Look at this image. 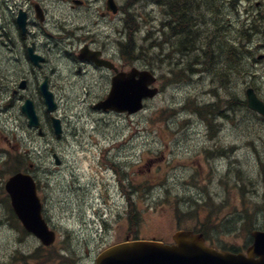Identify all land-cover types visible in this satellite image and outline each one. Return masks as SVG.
<instances>
[{"label":"rangeland","instance_id":"374dc122","mask_svg":"<svg viewBox=\"0 0 264 264\" xmlns=\"http://www.w3.org/2000/svg\"><path fill=\"white\" fill-rule=\"evenodd\" d=\"M118 2L136 18L127 19L136 40L134 54L140 56L132 62L154 70L162 88L143 111L128 115L95 110L98 97L107 95L98 85L101 76L96 71L76 75L70 63L74 77L65 61L54 59L49 74L58 91L62 136L54 134L36 86L31 98L39 104L45 135L28 131L21 103H1L0 256L11 250L15 235L21 243L19 264L33 260L32 255L43 258L44 251L37 250L39 240L26 235L10 216L2 192L18 164L37 179L47 220L56 231L55 247L45 250L52 256L50 264L66 253L73 264H95L101 251L128 236L172 242L174 232L185 227L201 226L214 244L245 250L251 231L264 226V120L238 101L233 103L235 110L225 106L230 117H214V124L193 108L196 102L225 105L230 90L244 99L247 83L242 76L222 79V61L198 58L201 63L195 65L197 53H176L169 33L160 43L154 28L156 5ZM65 8L77 12L67 4ZM221 9L222 15L226 10ZM202 10L209 12L206 6ZM195 17L200 26L210 28V13ZM119 20L116 43L123 29ZM234 23L227 25L228 32L235 29ZM147 31L150 36L145 39ZM154 40L160 43L157 47ZM260 54L264 52L256 54L259 61L252 65L257 75L253 86L264 99ZM69 81L77 82L76 88H64ZM135 208L138 213L133 216Z\"/></svg>","mask_w":264,"mask_h":264},{"label":"flooded vegetation","instance_id":"af4514ba","mask_svg":"<svg viewBox=\"0 0 264 264\" xmlns=\"http://www.w3.org/2000/svg\"><path fill=\"white\" fill-rule=\"evenodd\" d=\"M115 1L118 6L117 12L109 8L108 0H0V72H4L3 77H0V106L4 103L15 107L26 98L33 97L31 92L36 91L35 86L37 94L41 96L40 86L45 79L57 95L56 85L53 84L52 76L49 74L53 59L65 61L70 69L72 63L76 75L86 76L89 72L96 71L95 74L101 76L98 85L108 93L112 78L116 74L115 68L111 66L115 64L120 71L130 69L132 66L130 51L128 47L124 50V40H121L123 31L126 35L131 33L127 24V10L118 0ZM235 2V8L242 7L247 2H254L259 9L264 10V0H235ZM65 4L69 9H75L77 12L66 10ZM162 6L157 4L159 15L154 24L157 40L160 43L164 41L165 34L170 28L169 24L172 23L175 28L172 39L176 45V52L182 54L185 52L187 55L195 53V47L191 44L194 38L191 33L195 24L191 21L189 26L192 27H189L187 32L180 33L178 18L174 15L169 18ZM116 20H119L123 28L117 43ZM125 38L123 36V39ZM180 39L188 41V47L181 49ZM34 60H37V63ZM4 65H6L5 69ZM136 65L141 66L139 63ZM71 74H73L72 69ZM74 84L69 81L63 87L76 88ZM102 98L103 96L98 97L97 101ZM35 103L38 105L36 101ZM46 118L50 121L51 115L46 113ZM32 131L45 135L43 129H33L29 132ZM15 232H18L19 237V230L16 229ZM29 236L38 240L32 234ZM15 238L14 235L12 244L9 245L11 250L5 251L4 256H0V264L20 263V243L14 245ZM251 243L252 241L245 246L246 249ZM39 244L37 250L44 251L43 258L33 257V260L26 264L31 262L50 264L52 256L45 250L51 251L50 248L55 246ZM26 247L25 245L24 248ZM61 255L56 264H73L68 261L70 259L68 253Z\"/></svg>","mask_w":264,"mask_h":264},{"label":"water","instance_id":"95a60500","mask_svg":"<svg viewBox=\"0 0 264 264\" xmlns=\"http://www.w3.org/2000/svg\"><path fill=\"white\" fill-rule=\"evenodd\" d=\"M109 6L115 10L113 0ZM37 63V60H34ZM157 78L148 69L133 67L130 71L118 72L112 79V87L107 97L94 107L104 111L133 114L144 107V100L159 93L158 87L152 85ZM48 112L57 109L54 93L50 90L48 80L40 86ZM249 108L264 116V100L254 88L246 90ZM28 119V125L37 128L40 117L32 99L27 98L21 106ZM55 133H62L61 120L52 118ZM56 163L60 160L56 157ZM11 197L12 206L23 226L37 235L44 244L55 240L51 230L42 216V203L37 193L34 177L25 172L12 175L5 184ZM253 244L247 253L219 250L207 244L203 233L181 229L173 234V243L158 240H126L103 250L96 259V264H264V231L254 230Z\"/></svg>","mask_w":264,"mask_h":264},{"label":"trees","instance_id":"16d2710c","mask_svg":"<svg viewBox=\"0 0 264 264\" xmlns=\"http://www.w3.org/2000/svg\"><path fill=\"white\" fill-rule=\"evenodd\" d=\"M146 1L153 2L156 4H162V7L169 18H171L173 15L177 17L179 20L178 31L180 33L182 31L187 32L188 28L192 27L191 25L189 26V23L191 21L195 24V29H193L191 33V36H194L191 44L195 47V53H197L195 56V58L197 59L195 60L194 58L195 65L201 63L198 58L204 60L207 57L209 58V62L211 63H219L222 61V66L226 69L222 72V79L229 80V78L232 76H237L239 79L240 76H242V82H244L245 84L247 83L246 86L255 84L254 80L256 79L257 75L253 71L252 65L254 62L256 63L259 61L258 58L255 59L256 54L258 52H264L263 11L256 12V15L246 14L243 15V17L238 16L236 13V8L237 10L242 9L239 6L235 8V0H215V3H212V0H210L209 3L208 0ZM205 6L208 7L209 12L206 10H202ZM222 7L225 8L226 11L221 15L220 11L222 10ZM198 13L202 15H204L205 13H210L212 20L209 29L207 28V26H200V20L194 16L196 14L198 16ZM232 14L235 15L233 17L234 20L229 22L228 20H224L226 16L230 17V15ZM193 16L194 18H192ZM233 21H235L236 23H234ZM230 23L235 24V29L233 31L231 30V32H228L226 30V27ZM137 26L138 25L136 24L133 25L135 31L137 30ZM169 26V31L170 29H172L173 33L175 31V28L172 26V23L169 24ZM130 29L131 31L133 30L132 27H130ZM146 36H150L149 31H147ZM145 39H147V37H145ZM179 44L181 49L188 47V41H185L184 39H180ZM152 45H157L156 40L152 42ZM126 46L130 51L131 61H133L137 57H140L134 54V50L136 51L137 49L135 37L131 36ZM127 47H125L124 50H126ZM176 76L177 79L180 78V74H176ZM229 95L230 97L226 101L225 105L196 102L195 106L193 107L195 111L194 113L198 114L202 119L206 120L208 123L214 124V122L212 121L214 117H230V115L226 113V110H224L225 106H228L235 110L233 103L235 101H238L236 102L237 104L241 103L244 107H247V101L245 98L240 99L235 95L232 90H230ZM259 117L261 120H264L261 115H259ZM18 170H20L19 164L16 166V170H14V172H17ZM6 199L8 201L7 196ZM9 207L12 216H14V212L10 204ZM135 209H133V216L137 212V208ZM178 212L179 211L177 208V216L179 218ZM208 218H210V215ZM185 228H190L196 231L203 232L208 241L211 239L209 238L210 234L204 231L201 226ZM132 239H139V237L136 235L132 237ZM221 248L226 249L227 247L221 246Z\"/></svg>","mask_w":264,"mask_h":264}]
</instances>
